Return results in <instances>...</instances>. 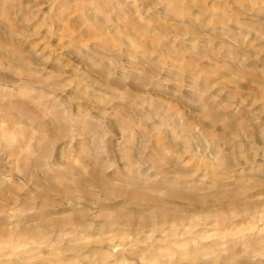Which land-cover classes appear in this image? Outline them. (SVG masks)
Listing matches in <instances>:
<instances>
[{"label":"rangeland","instance_id":"1","mask_svg":"<svg viewBox=\"0 0 264 264\" xmlns=\"http://www.w3.org/2000/svg\"><path fill=\"white\" fill-rule=\"evenodd\" d=\"M0 264H264V0H0Z\"/></svg>","mask_w":264,"mask_h":264}]
</instances>
